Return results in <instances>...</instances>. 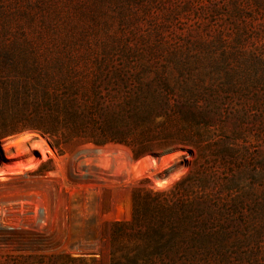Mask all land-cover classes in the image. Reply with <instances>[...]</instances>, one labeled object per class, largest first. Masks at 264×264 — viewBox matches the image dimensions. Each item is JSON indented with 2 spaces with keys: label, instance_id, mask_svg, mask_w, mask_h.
<instances>
[{
  "label": "rangeland",
  "instance_id": "1",
  "mask_svg": "<svg viewBox=\"0 0 264 264\" xmlns=\"http://www.w3.org/2000/svg\"><path fill=\"white\" fill-rule=\"evenodd\" d=\"M0 33V42L72 51L90 69L163 65L139 80L156 92L165 82L175 110L208 112V136L236 139L216 149L234 153L228 166L208 148L203 158L175 147L134 159L127 147L77 139L60 155L35 131L1 139L0 264L38 255L110 264L102 238L130 220L134 190L166 192L200 165L236 186L220 195L235 206L234 247L218 264H264V0H0Z\"/></svg>",
  "mask_w": 264,
  "mask_h": 264
},
{
  "label": "trees",
  "instance_id": "2",
  "mask_svg": "<svg viewBox=\"0 0 264 264\" xmlns=\"http://www.w3.org/2000/svg\"><path fill=\"white\" fill-rule=\"evenodd\" d=\"M0 39L6 40L5 33H0ZM5 42H0V140L35 131L60 155L66 153L69 141L77 139L96 146L127 147L134 159L175 147H189L200 158L207 148L213 149L219 158L214 156L212 162L227 166L228 158L235 156L216 150L236 139L226 134L208 136L206 130L212 127L208 112L175 110L174 96L165 82L156 92L151 91L152 84L139 80L146 73H163V65L148 62L108 68L95 64L90 69L86 58H76L72 51H41ZM47 59L42 65L41 60ZM129 74L137 78L136 85L129 86L125 79ZM180 100L186 106L188 99ZM234 185L233 179L219 182L200 165L166 192L134 190L130 220L111 222L102 238L110 247V264H218L227 260L234 247L231 217L235 206L229 196L220 195L222 189L231 191ZM64 259L63 255L15 257L11 264H62ZM67 264L85 263L79 258Z\"/></svg>",
  "mask_w": 264,
  "mask_h": 264
},
{
  "label": "bare ground",
  "instance_id": "3",
  "mask_svg": "<svg viewBox=\"0 0 264 264\" xmlns=\"http://www.w3.org/2000/svg\"><path fill=\"white\" fill-rule=\"evenodd\" d=\"M180 178V177H179ZM176 180V179H175Z\"/></svg>",
  "mask_w": 264,
  "mask_h": 264
}]
</instances>
